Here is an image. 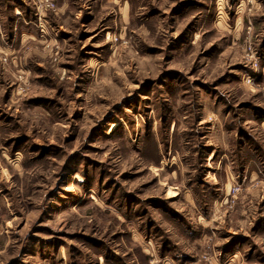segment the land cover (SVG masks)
Masks as SVG:
<instances>
[{
  "label": "rangeland",
  "instance_id": "obj_1",
  "mask_svg": "<svg viewBox=\"0 0 264 264\" xmlns=\"http://www.w3.org/2000/svg\"><path fill=\"white\" fill-rule=\"evenodd\" d=\"M0 264H264V0H0Z\"/></svg>",
  "mask_w": 264,
  "mask_h": 264
},
{
  "label": "built area",
  "instance_id": "obj_2",
  "mask_svg": "<svg viewBox=\"0 0 264 264\" xmlns=\"http://www.w3.org/2000/svg\"><path fill=\"white\" fill-rule=\"evenodd\" d=\"M239 193H240V188L238 186H235L232 189V191H231V194H232V197L233 198H236Z\"/></svg>",
  "mask_w": 264,
  "mask_h": 264
}]
</instances>
